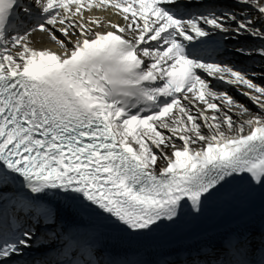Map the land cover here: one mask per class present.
I'll list each match as a JSON object with an SVG mask.
<instances>
[{"label": "snow or ice", "instance_id": "6c2138e0", "mask_svg": "<svg viewBox=\"0 0 264 264\" xmlns=\"http://www.w3.org/2000/svg\"><path fill=\"white\" fill-rule=\"evenodd\" d=\"M219 200L264 226V0H0V264H264V235L102 250Z\"/></svg>", "mask_w": 264, "mask_h": 264}, {"label": "bare ground", "instance_id": "6f19581e", "mask_svg": "<svg viewBox=\"0 0 264 264\" xmlns=\"http://www.w3.org/2000/svg\"><path fill=\"white\" fill-rule=\"evenodd\" d=\"M35 39H36V41H37L38 43L41 42V37H40V36L37 35V36L35 37Z\"/></svg>", "mask_w": 264, "mask_h": 264}]
</instances>
